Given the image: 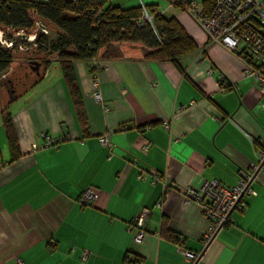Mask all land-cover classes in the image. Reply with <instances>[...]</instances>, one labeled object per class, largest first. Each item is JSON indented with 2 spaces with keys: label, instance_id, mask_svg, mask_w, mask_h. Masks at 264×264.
<instances>
[{
  "label": "crops",
  "instance_id": "0c3cea01",
  "mask_svg": "<svg viewBox=\"0 0 264 264\" xmlns=\"http://www.w3.org/2000/svg\"><path fill=\"white\" fill-rule=\"evenodd\" d=\"M110 2L126 8L139 0ZM146 2L175 17L197 48L179 58L180 69L144 57L140 42H116L119 54H100L96 72L103 103L92 96L87 61L75 60L85 126L57 62L35 80L15 61L22 79L15 90L2 82L0 109L7 106L19 151L12 159L1 120L0 264H264V173L208 245L200 239L207 227L200 207L180 193L206 179L231 187L258 161L264 93L244 76L241 57L209 42L180 6ZM42 132L64 139L31 151ZM106 132L111 148L98 140ZM88 188L95 197L84 204ZM143 208L149 210L138 243L131 225ZM181 248L200 256L186 258Z\"/></svg>",
  "mask_w": 264,
  "mask_h": 264
},
{
  "label": "trees",
  "instance_id": "16d2710c",
  "mask_svg": "<svg viewBox=\"0 0 264 264\" xmlns=\"http://www.w3.org/2000/svg\"><path fill=\"white\" fill-rule=\"evenodd\" d=\"M153 6L154 3L149 2L145 5L152 15L148 21L142 15L140 2L123 8L110 0H0V31L2 37L11 42L0 41V75L5 74L13 62L21 61L29 69L26 75L34 73L37 80L52 61L57 62L78 119L85 126L83 103L73 66L75 60H86L93 74L98 70L92 63L94 59L103 63L100 54L116 56L119 54L114 46L116 42L132 41L143 45L144 57L168 59L181 69L179 58L197 48L193 37L175 17L155 12ZM41 27L47 31L43 32ZM51 32L53 38L49 37ZM33 33V40L25 38ZM29 60L39 62L38 72L29 67ZM5 79L15 90V79L11 75H6ZM6 109L7 106L4 107L7 113L3 115L2 122L14 159L19 147Z\"/></svg>",
  "mask_w": 264,
  "mask_h": 264
},
{
  "label": "built area",
  "instance_id": "2783aa9c",
  "mask_svg": "<svg viewBox=\"0 0 264 264\" xmlns=\"http://www.w3.org/2000/svg\"><path fill=\"white\" fill-rule=\"evenodd\" d=\"M167 1L171 5L184 6L207 34L209 42H219L237 53L245 63L244 76L257 81L260 91L264 93V32H262L264 30V0H211L208 8L200 7L196 0ZM139 2L143 17L151 21L152 15L145 7L146 0H139ZM41 29L43 32L47 31L44 27ZM25 38L33 40L35 34H28ZM0 41L11 44L2 37V31H0ZM92 63L96 65L95 69H98L96 71L103 68V63L100 61L94 59ZM92 85L93 98L103 103L96 73H93ZM104 110H108V106L104 105ZM109 134L106 132L99 135L98 140L102 145L111 148ZM38 137L37 141L31 143V151L57 146L64 139L62 135L55 136L44 132ZM145 147L146 145L143 146ZM257 157V162L251 163L248 169L240 171L236 183L231 187L217 179H206L199 187L186 185L180 189L184 200L196 203L207 221V227L200 236L203 244H207L215 231L229 222L232 209L241 207L243 196L251 192V180H254L259 173H264V137L259 140ZM256 169L258 173L254 175ZM94 197L95 192L88 188L81 194L80 201L88 204ZM148 210L143 208L131 225L136 226L134 240L138 243L145 234L143 223ZM180 251L186 258L193 260L197 257V253L192 250L181 248Z\"/></svg>",
  "mask_w": 264,
  "mask_h": 264
},
{
  "label": "rangeland",
  "instance_id": "374dc122",
  "mask_svg": "<svg viewBox=\"0 0 264 264\" xmlns=\"http://www.w3.org/2000/svg\"><path fill=\"white\" fill-rule=\"evenodd\" d=\"M164 3H168V1L167 0H160V4L162 5V4H164ZM184 10V12L185 13H187V15L189 16V17H191V19H193V21H195L194 20V18L192 17V15L186 10V9H183ZM196 22V21H195ZM197 23V22H196ZM197 25H198V23H197ZM200 27V26H199ZM49 37L50 38H53L54 37V34L51 32L50 34H49ZM131 42V41H130ZM6 75H11V77H13L15 80L17 79H22V63H20V64H17L16 62H15V64H13V66H11L10 68H9V70L7 71V73L5 74V76H2V75H0V82L2 81L3 82V80L5 79V77H6ZM22 88V87H21ZM22 103V96L21 97H19L16 101H15V103H13L12 104V107H11V109H14V107L15 106H17V105H19V104H21ZM7 112L4 110V109H0V121L2 120V118H3V115L4 114H6Z\"/></svg>",
  "mask_w": 264,
  "mask_h": 264
},
{
  "label": "water",
  "instance_id": "95a60500",
  "mask_svg": "<svg viewBox=\"0 0 264 264\" xmlns=\"http://www.w3.org/2000/svg\"><path fill=\"white\" fill-rule=\"evenodd\" d=\"M262 32H264V30H262ZM27 64L29 65V67H30L31 69H33V70H35L36 72H38V69H39V66H40V64H39L38 61H35V60H29V61H27ZM257 173H258V169L255 170L254 175H256ZM251 181H252V180H251ZM218 230H219V229H218ZM218 230L215 231V233L213 234V236H212L211 239L207 242L206 245H208V244L210 243V241L213 239V237L215 236V234L217 233ZM199 256H200V254L197 256V258H199ZM197 258H196V259H197ZM196 259H195V260H196Z\"/></svg>",
  "mask_w": 264,
  "mask_h": 264
},
{
  "label": "flooded vegetation",
  "instance_id": "af4514ba",
  "mask_svg": "<svg viewBox=\"0 0 264 264\" xmlns=\"http://www.w3.org/2000/svg\"><path fill=\"white\" fill-rule=\"evenodd\" d=\"M11 85H12V83H11Z\"/></svg>",
  "mask_w": 264,
  "mask_h": 264
}]
</instances>
